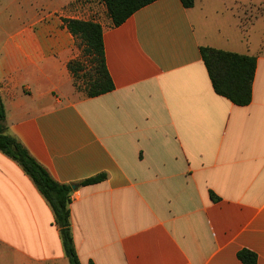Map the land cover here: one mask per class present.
Listing matches in <instances>:
<instances>
[{"label":"crops","instance_id":"1","mask_svg":"<svg viewBox=\"0 0 264 264\" xmlns=\"http://www.w3.org/2000/svg\"><path fill=\"white\" fill-rule=\"evenodd\" d=\"M249 4L264 0H158L115 27L102 0H0L8 133L76 186L81 264H243L242 250L264 264V11L244 24ZM65 20L102 26L113 91L78 90ZM201 48L256 57L250 105L215 93ZM0 264H70L49 203L2 152Z\"/></svg>","mask_w":264,"mask_h":264},{"label":"trees","instance_id":"2","mask_svg":"<svg viewBox=\"0 0 264 264\" xmlns=\"http://www.w3.org/2000/svg\"><path fill=\"white\" fill-rule=\"evenodd\" d=\"M155 1L158 0H102L115 27L122 25L136 11ZM181 2L187 9L195 5V0H181ZM65 24L70 32L80 40L83 55L89 58L93 65V75L90 76L87 95L93 98L113 91L115 87L106 65L102 26L97 22L82 20H65ZM201 54L215 93L236 106L250 105L257 68L256 57L212 48H201ZM80 63V60H76L69 64L75 77L82 70ZM0 152L17 162L31 178L53 210L55 224L60 231L64 252L70 264H81L75 248L71 225L70 204L74 189L70 185L57 182L27 149L8 133L6 110L1 96ZM105 178L106 175L101 174L79 185L100 183ZM210 196L213 201L219 200L213 192H210ZM238 258L243 264H257L256 254L249 250L240 251Z\"/></svg>","mask_w":264,"mask_h":264},{"label":"rangeland","instance_id":"3","mask_svg":"<svg viewBox=\"0 0 264 264\" xmlns=\"http://www.w3.org/2000/svg\"><path fill=\"white\" fill-rule=\"evenodd\" d=\"M237 9L236 11L238 12L239 16L242 17L244 24H248L255 15L264 11V7H256L253 4L239 6ZM79 59L81 61L80 64L82 66V70L77 73L75 83L79 91H86L90 76L93 75V65L90 62V59L83 55L82 51Z\"/></svg>","mask_w":264,"mask_h":264},{"label":"water","instance_id":"4","mask_svg":"<svg viewBox=\"0 0 264 264\" xmlns=\"http://www.w3.org/2000/svg\"><path fill=\"white\" fill-rule=\"evenodd\" d=\"M73 189H76V186H72Z\"/></svg>","mask_w":264,"mask_h":264}]
</instances>
